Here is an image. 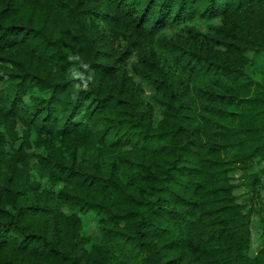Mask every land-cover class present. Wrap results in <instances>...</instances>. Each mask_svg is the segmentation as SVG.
<instances>
[{
  "label": "trees",
  "instance_id": "trees-1",
  "mask_svg": "<svg viewBox=\"0 0 264 264\" xmlns=\"http://www.w3.org/2000/svg\"><path fill=\"white\" fill-rule=\"evenodd\" d=\"M235 170L257 195L264 0H0V264H264Z\"/></svg>",
  "mask_w": 264,
  "mask_h": 264
},
{
  "label": "rangeland",
  "instance_id": "rangeland-1",
  "mask_svg": "<svg viewBox=\"0 0 264 264\" xmlns=\"http://www.w3.org/2000/svg\"><path fill=\"white\" fill-rule=\"evenodd\" d=\"M214 23L219 22V19H215L213 21ZM190 25H194L199 30H206L209 23L205 20L196 19L189 23ZM184 28L183 26H174V27H168L165 30H163L161 33L165 35L166 37L174 36L176 33L183 32ZM246 54L251 57V52H246ZM138 82H140L139 79L136 78ZM143 88V94L141 95V98L145 103H149L153 106V114L155 119H158L159 112L158 107L153 104L151 95L153 93V89L146 85L145 83H140ZM260 165L256 166V169L263 168V164L260 163ZM232 182L239 185L238 179L240 177V172L238 170H235L230 173ZM261 181L258 183L257 187V195L256 193L248 192L245 187L239 185L234 190V195L236 197V200L238 202L246 203L247 205H251L254 208L255 214L252 216V228H251V242H250V248L248 251H246V254L248 256H254V254L262 247V243L264 242V176H260ZM49 188H51V185H47ZM59 187H55V189H58ZM82 224L86 232L90 234L96 233L95 227L93 222L87 217L82 215Z\"/></svg>",
  "mask_w": 264,
  "mask_h": 264
},
{
  "label": "clouds",
  "instance_id": "clouds-1",
  "mask_svg": "<svg viewBox=\"0 0 264 264\" xmlns=\"http://www.w3.org/2000/svg\"><path fill=\"white\" fill-rule=\"evenodd\" d=\"M75 59H79V57H75ZM83 68L87 69L88 68V65L87 64H83ZM72 75L75 77V78H78L80 79L81 81H83L85 84L87 83V78H85L84 74L82 72H78V71H74L72 73ZM77 88L80 87V85H76Z\"/></svg>",
  "mask_w": 264,
  "mask_h": 264
}]
</instances>
